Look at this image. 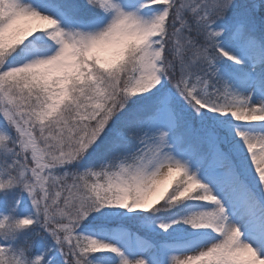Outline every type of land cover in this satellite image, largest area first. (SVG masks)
<instances>
[{"label": "snow or ice", "instance_id": "1", "mask_svg": "<svg viewBox=\"0 0 264 264\" xmlns=\"http://www.w3.org/2000/svg\"><path fill=\"white\" fill-rule=\"evenodd\" d=\"M0 264H264V0H0Z\"/></svg>", "mask_w": 264, "mask_h": 264}]
</instances>
